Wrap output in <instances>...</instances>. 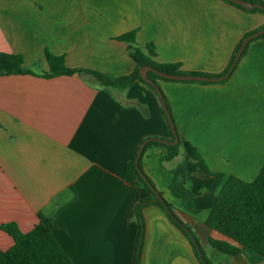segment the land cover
I'll list each match as a JSON object with an SVG mask.
<instances>
[{
  "label": "crops",
  "instance_id": "crops-1",
  "mask_svg": "<svg viewBox=\"0 0 264 264\" xmlns=\"http://www.w3.org/2000/svg\"><path fill=\"white\" fill-rule=\"evenodd\" d=\"M264 26V13L224 0H0V52L20 53L24 65L49 70L45 52L70 67L112 77L130 73L129 42L182 68L222 73L246 33ZM170 107L180 150L146 148L143 170L197 237L212 264H264L246 246L228 254L210 239L233 241L205 220L218 178L186 151L193 144L214 172L252 181L264 163V38L250 41L228 77L211 82L158 79ZM159 95L140 80L105 88L89 74L0 75V225L22 231L51 216L53 235L75 264H134L136 204L148 193L125 179L126 163L147 138L169 140L172 129ZM184 161L192 198L175 197L172 170ZM140 264H201L189 238L156 204L143 208ZM13 238L0 229V248ZM237 244V243H236Z\"/></svg>",
  "mask_w": 264,
  "mask_h": 264
},
{
  "label": "trees",
  "instance_id": "trees-1",
  "mask_svg": "<svg viewBox=\"0 0 264 264\" xmlns=\"http://www.w3.org/2000/svg\"><path fill=\"white\" fill-rule=\"evenodd\" d=\"M225 2L239 7L247 11H259L264 13V8L254 7L247 9L244 6L224 0ZM251 2H258L264 5V0H249ZM264 28L261 26L248 33L237 44L228 66L220 74H208L201 72L189 71L182 68L181 62H161L156 59L157 50L154 42L146 43L145 47L138 45L136 40L137 29L130 30L119 36L117 39L129 42L130 55L134 59L136 65L132 72L112 77L104 72L84 67H70L65 62L64 55L54 54L46 51L45 55L49 63V70L41 73L35 72L32 68L24 65L23 55L20 53L0 52V75L6 74H33L45 77H52L57 75H72L89 74L99 84L105 88H114L123 90L131 85L134 81L140 80L147 84L157 95L154 86L146 81L140 74V67L149 65L153 69L148 71L149 77L158 84V79L172 80V81H198L211 82L208 80H185L164 77L156 72L160 70L167 73H191L201 74L206 76H221L225 74L234 62L237 52L241 46L243 39ZM256 38H264V33ZM254 39V38H253ZM251 39L250 41H252ZM247 43L242 55L246 52L250 43ZM160 88V87H159ZM162 91V90H161ZM163 93V92H162ZM164 95V93H163ZM165 96V95H164ZM166 98V97H165ZM167 101V99H166ZM168 105V102H167ZM169 107V105H168ZM170 110V107H169ZM163 114L166 117L164 109ZM171 113V110H170ZM172 116V113H171ZM167 118V117H166ZM173 118V116H172ZM168 120V119H167ZM174 121V119H173ZM175 123V122H174ZM175 136L172 133L169 140H174ZM161 145L166 148V153L163 160H168L178 155L181 142L178 144H167L158 140H150L146 143L141 154L139 164L143 169L142 158L147 147L150 145ZM187 153L197 160L205 173L214 175L218 178L216 186V196L214 205L208 214L205 223L230 238L232 242L224 240L210 239V243L228 254H235L240 251V246H246L264 255V163L252 181H246L234 174L225 172H214L209 169L204 158L196 149V147L188 141L183 143ZM139 146L134 151L131 158L126 163L125 179L133 186H137L148 193L147 197L142 198L135 206V214L139 225L138 238L135 249L134 264H140L141 254L143 248V239L145 233V218L143 215V208L148 204H156L160 206L169 216V218L177 225L183 233L189 238L193 248L197 254L198 250L188 232L191 228L184 222L180 224L176 222L165 209L160 199L156 196L150 185L145 181L138 171L135 160ZM173 177L169 184V188L175 197L190 199L193 196L191 190L185 184L186 164L184 161L180 162L173 170ZM151 180V179H150ZM153 183V181L151 180ZM155 186V184L153 183ZM167 201V200H166ZM170 208L174 211L173 205L168 202ZM54 221L51 216L43 212L38 213V221L28 231H22L17 223L5 222L0 225V229L8 233L13 238V244L7 249L0 248V264H75L66 251L59 244L53 235ZM237 243V244H236ZM203 252V251H202ZM203 258L212 264L203 253ZM199 261L204 264L199 256Z\"/></svg>",
  "mask_w": 264,
  "mask_h": 264
},
{
  "label": "water",
  "instance_id": "water-1",
  "mask_svg": "<svg viewBox=\"0 0 264 264\" xmlns=\"http://www.w3.org/2000/svg\"><path fill=\"white\" fill-rule=\"evenodd\" d=\"M232 2H235V3H238L242 6H244L245 8L247 9H251V8H254V7H261V8H264V5L258 3V2H251L249 0H230ZM264 33V28L262 29H259L249 35H247L242 43H241V46L237 52V55L234 59V62L233 64L231 65L230 69L223 75L221 76H206V75H201V74H191V73H184V74H179V73H167V72H163V71H160V70H156V72L164 77H168V78H174V79H185V80H208V81H217V80H222V79H225L226 77H228L230 75V73L233 71V69L235 68L237 62L239 61L241 55H242V52L244 50V48L246 47L247 43L253 39V38H256L258 37L259 35L263 34ZM150 69H153L151 66L149 65H143L142 67H140V74L141 76L148 82H150L154 88L156 89L159 97H160V100H161V103H162V106H163V109H164V112L166 114V117L168 119V122H169V125L172 129V132L175 136V139L174 140H166V139H162V138H147L146 140H144L141 145L139 146V149H138V152H137V156H136V160H135V164H136V167L138 169V171L140 172V174L142 175V177L145 179V181L150 185V187L152 188V190L155 192L156 196L160 199V201L162 202V204L164 205L165 209L167 210V212L170 214V216L176 221V222H179L180 224H182L180 218L176 215V213L170 208V206L168 205L165 197L163 196V194L153 185V183L151 182L150 178L148 177V175L145 173V171L140 167V164H139V160H140V157H141V154L143 152V149L146 145V143L150 140H158V141H162V142H165L167 144H178L180 142V137L178 135V132H177V129H176V125L173 121V118L171 116V113H170V110H169V107L167 105V101H166V98L165 96L163 95L161 89L159 88V86L156 84L155 81H153L149 75H148V71ZM197 250H198V253H199V256L200 258L202 259V261L204 262V264H210L208 263L204 258H203V253L201 251V247L199 245V242L197 240V237L195 236V234L191 231V230H188Z\"/></svg>",
  "mask_w": 264,
  "mask_h": 264
}]
</instances>
